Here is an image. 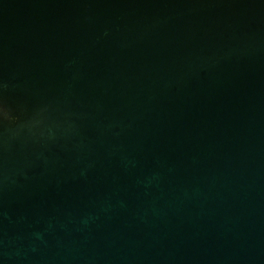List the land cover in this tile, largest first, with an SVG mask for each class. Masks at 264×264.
<instances>
[{
  "label": "water",
  "instance_id": "1",
  "mask_svg": "<svg viewBox=\"0 0 264 264\" xmlns=\"http://www.w3.org/2000/svg\"><path fill=\"white\" fill-rule=\"evenodd\" d=\"M0 264H264V0H0Z\"/></svg>",
  "mask_w": 264,
  "mask_h": 264
}]
</instances>
